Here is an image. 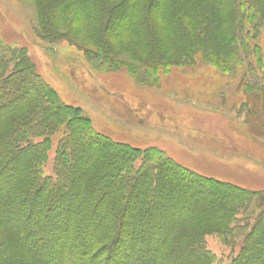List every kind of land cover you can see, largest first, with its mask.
<instances>
[{
  "label": "trees",
  "instance_id": "16d2710c",
  "mask_svg": "<svg viewBox=\"0 0 264 264\" xmlns=\"http://www.w3.org/2000/svg\"><path fill=\"white\" fill-rule=\"evenodd\" d=\"M33 1L49 28L70 8L97 21L89 39L111 65L137 59L117 63L138 82L175 53L228 74L254 56L264 78V0ZM208 235L231 251L240 240L230 264H264V191L95 130L0 39V264H213Z\"/></svg>",
  "mask_w": 264,
  "mask_h": 264
},
{
  "label": "rangeland",
  "instance_id": "374dc122",
  "mask_svg": "<svg viewBox=\"0 0 264 264\" xmlns=\"http://www.w3.org/2000/svg\"><path fill=\"white\" fill-rule=\"evenodd\" d=\"M59 17L49 28L35 1L0 0V39L23 51L60 100L78 107L95 130L135 147L159 148L200 174L264 191V91L249 87L252 71L263 86L264 78L254 56L228 74L204 63L199 54L181 63L175 53L155 82H138L117 63L138 64L137 59L115 50L118 59L111 65L89 39L87 24L94 29L97 21L75 8ZM256 41L264 44L263 29ZM59 135L48 152L47 173ZM205 241L215 256L213 264H230L240 244L231 251L216 235Z\"/></svg>",
  "mask_w": 264,
  "mask_h": 264
}]
</instances>
